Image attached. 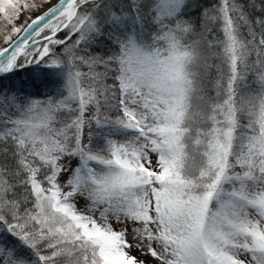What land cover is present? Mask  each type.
I'll list each match as a JSON object with an SVG mask.
<instances>
[{"label": "snow or ice", "instance_id": "6c2138e0", "mask_svg": "<svg viewBox=\"0 0 264 264\" xmlns=\"http://www.w3.org/2000/svg\"><path fill=\"white\" fill-rule=\"evenodd\" d=\"M153 261L264 264V0H0V264Z\"/></svg>", "mask_w": 264, "mask_h": 264}, {"label": "rangeland", "instance_id": "374dc122", "mask_svg": "<svg viewBox=\"0 0 264 264\" xmlns=\"http://www.w3.org/2000/svg\"><path fill=\"white\" fill-rule=\"evenodd\" d=\"M58 0H52V3L55 4ZM37 15V13H33V18H35V16ZM133 255L139 256V253H137L135 250H133ZM151 264H155V262H151Z\"/></svg>", "mask_w": 264, "mask_h": 264}, {"label": "water", "instance_id": "95a60500", "mask_svg": "<svg viewBox=\"0 0 264 264\" xmlns=\"http://www.w3.org/2000/svg\"><path fill=\"white\" fill-rule=\"evenodd\" d=\"M57 2H58V1H57ZM57 2H56V3H57Z\"/></svg>", "mask_w": 264, "mask_h": 264}]
</instances>
